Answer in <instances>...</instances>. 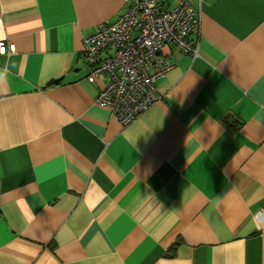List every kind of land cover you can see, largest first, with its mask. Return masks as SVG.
I'll use <instances>...</instances> for the list:
<instances>
[{
  "label": "crops",
  "instance_id": "obj_1",
  "mask_svg": "<svg viewBox=\"0 0 264 264\" xmlns=\"http://www.w3.org/2000/svg\"><path fill=\"white\" fill-rule=\"evenodd\" d=\"M131 5L0 0V264H264V0H192L123 125L83 51Z\"/></svg>",
  "mask_w": 264,
  "mask_h": 264
},
{
  "label": "built area",
  "instance_id": "obj_2",
  "mask_svg": "<svg viewBox=\"0 0 264 264\" xmlns=\"http://www.w3.org/2000/svg\"><path fill=\"white\" fill-rule=\"evenodd\" d=\"M167 4V0H132L129 11L84 39L88 81L108 79L95 103L108 108L123 125L132 123L155 100L154 86L174 67L168 48L185 55L198 51L192 38L197 27L192 0ZM15 50V44L0 41V56Z\"/></svg>",
  "mask_w": 264,
  "mask_h": 264
},
{
  "label": "trees",
  "instance_id": "obj_3",
  "mask_svg": "<svg viewBox=\"0 0 264 264\" xmlns=\"http://www.w3.org/2000/svg\"><path fill=\"white\" fill-rule=\"evenodd\" d=\"M173 249H175V247Z\"/></svg>",
  "mask_w": 264,
  "mask_h": 264
}]
</instances>
